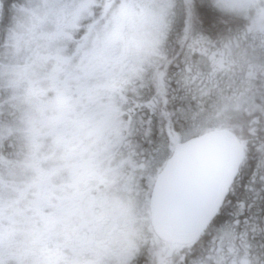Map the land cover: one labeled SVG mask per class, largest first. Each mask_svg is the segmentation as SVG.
<instances>
[{
    "label": "snow or ice",
    "instance_id": "6c2138e0",
    "mask_svg": "<svg viewBox=\"0 0 264 264\" xmlns=\"http://www.w3.org/2000/svg\"><path fill=\"white\" fill-rule=\"evenodd\" d=\"M231 8L264 34V0H0V264H138V230L264 264V123L212 145L185 95Z\"/></svg>",
    "mask_w": 264,
    "mask_h": 264
},
{
    "label": "trees",
    "instance_id": "16d2710c",
    "mask_svg": "<svg viewBox=\"0 0 264 264\" xmlns=\"http://www.w3.org/2000/svg\"><path fill=\"white\" fill-rule=\"evenodd\" d=\"M235 19H242L246 21V25L249 22L239 15H228ZM244 29H238L234 27L229 35L231 38L237 36ZM241 31V32H240ZM239 38V36L237 37ZM257 48L250 41V38L244 43H239L236 47H231L227 52H231V55L235 54V57H230L224 60L220 65V68L214 67L209 59L205 57L195 59L190 57L192 64V72L190 75V81L185 90V95L191 102L190 107L197 112H204V103L207 100L225 99L230 100L236 97L245 98L248 101L242 110L237 114H232L231 117H227L226 121L214 127L208 125L200 127L201 132H206L212 129L223 128L230 132L235 131L237 134H242L246 130H250L252 127L258 125L254 121H261L264 123V53L252 50ZM245 50L246 60L251 64L256 65L252 67V70L246 68H239L240 66L236 62L238 57L236 51ZM251 53V55L249 54ZM171 54V53H170ZM176 55H179V51H176ZM257 55V56H256ZM234 62L233 68L230 67ZM217 70V71H216ZM253 73V75H251ZM251 76L252 79L248 77ZM174 87H181L175 85ZM208 108H206L207 110ZM225 117V116H224Z\"/></svg>",
    "mask_w": 264,
    "mask_h": 264
},
{
    "label": "rangeland",
    "instance_id": "374dc122",
    "mask_svg": "<svg viewBox=\"0 0 264 264\" xmlns=\"http://www.w3.org/2000/svg\"><path fill=\"white\" fill-rule=\"evenodd\" d=\"M224 14L228 15H239L242 16L244 19H246L249 22V25H245L244 30L240 33L239 39L241 43H244L246 45V41L249 39L250 34L245 37L244 32L247 27H251L253 23L258 22L257 14L255 9L248 8L246 11L241 12L236 10L235 8L231 9H225ZM234 45V44H232ZM230 49V48H228ZM226 50V49H225ZM251 55V53H249ZM236 55L238 57L237 63L240 66L239 68H246L249 69L250 71L252 70V67H256V65L251 64L249 61L246 60V51L245 50H238L236 51ZM205 57L206 59H210L212 56L211 51L209 50L206 53H198L195 59ZM257 56V55H256ZM231 57H235L234 55H231ZM234 62H232L231 66L233 68ZM217 71V70H216ZM253 75V73L251 74ZM249 79H252L251 76L248 77ZM248 104L247 99L241 98V97H236L230 100H225V99H214V100H207L203 105H204V112H200L197 110V113L200 117V123L198 125V129L200 127L208 125L209 127H214V125H219L223 121L225 122L227 117H231L232 114H237L239 113L242 108ZM206 108H208L206 110ZM225 116V117H224ZM207 130L206 128H202L200 131Z\"/></svg>",
    "mask_w": 264,
    "mask_h": 264
},
{
    "label": "flooded vegetation",
    "instance_id": "af4514ba",
    "mask_svg": "<svg viewBox=\"0 0 264 264\" xmlns=\"http://www.w3.org/2000/svg\"><path fill=\"white\" fill-rule=\"evenodd\" d=\"M238 36L240 35L238 34L231 38L234 44L232 45L233 47L241 43L240 39L237 38ZM249 38L255 47L257 45V48H252V50L264 53V34L259 32L250 33ZM227 50L229 49L225 50L223 47L210 49L212 56L209 60L214 67L220 68L223 61L231 57V52H227ZM136 241L140 246V251L137 256L138 264H185L184 257L178 251L172 250L170 253L165 252L170 247L165 241L161 240L154 245L151 238H147L146 234L140 230L137 232Z\"/></svg>",
    "mask_w": 264,
    "mask_h": 264
},
{
    "label": "water",
    "instance_id": "95a60500",
    "mask_svg": "<svg viewBox=\"0 0 264 264\" xmlns=\"http://www.w3.org/2000/svg\"><path fill=\"white\" fill-rule=\"evenodd\" d=\"M230 132L226 129L212 130L204 133L206 136H209V142L212 145L215 144H227L230 145V139L225 135V133ZM164 241V240H162ZM166 242V241H165Z\"/></svg>",
    "mask_w": 264,
    "mask_h": 264
}]
</instances>
